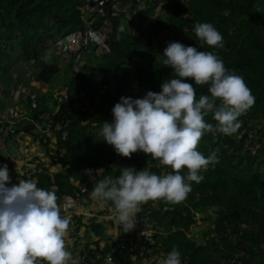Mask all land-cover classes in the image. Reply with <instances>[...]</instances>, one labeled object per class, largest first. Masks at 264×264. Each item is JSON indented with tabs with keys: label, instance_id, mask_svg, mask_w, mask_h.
Instances as JSON below:
<instances>
[{
	"label": "trees",
	"instance_id": "16d2710c",
	"mask_svg": "<svg viewBox=\"0 0 264 264\" xmlns=\"http://www.w3.org/2000/svg\"><path fill=\"white\" fill-rule=\"evenodd\" d=\"M87 1L94 0H0L2 102L17 87L29 89L22 106L33 121L21 124L17 133L36 134L34 121L50 123L54 151L63 152L61 157L52 155L49 139L44 142L38 135L46 158L58 170L50 171L48 165L26 169L18 180L11 176L9 183L35 179L39 186L56 192L59 205L71 198L90 206L93 201L99 204L89 195L95 183L105 175H118V167H146L158 174L173 171L139 150L121 156L102 139L100 129L102 122L112 119L111 109L122 95L139 97L148 90L159 91L162 81L175 75L160 55L168 41L213 50L215 46L193 31L196 21H210L224 36V46L216 52L226 67L244 77L256 100L238 117L241 125L234 133L242 131L239 139L216 128L205 130L197 147L205 155L217 150L219 159L202 170V181L191 182L193 188L185 199L142 203L137 216L148 218L153 240L139 242L164 255L178 247L182 264H264V0H146L144 9L133 0L124 6V13L107 12L94 24V28L104 26V21L110 25L109 51L96 54L92 44L78 49L81 66L75 72L73 60H61V66L60 56L49 50L57 37L83 33L81 7ZM29 78L40 88H31ZM195 87L197 96L208 93V84ZM60 92L67 95L61 102ZM205 119L217 123L211 113ZM88 168L95 174L88 175ZM180 171L187 175L186 168ZM101 207L112 210L110 205ZM210 210L213 213L205 215ZM201 221L209 224L201 228L198 239L191 232ZM86 229L99 238L94 249L85 247L91 264H106V255L109 264H140L149 257L146 252L139 255L142 246L132 249L121 232L117 241L124 242L125 248L114 241L101 248L103 225L91 222Z\"/></svg>",
	"mask_w": 264,
	"mask_h": 264
},
{
	"label": "clouds",
	"instance_id": "9594fccd",
	"mask_svg": "<svg viewBox=\"0 0 264 264\" xmlns=\"http://www.w3.org/2000/svg\"><path fill=\"white\" fill-rule=\"evenodd\" d=\"M135 1L140 9L141 0ZM119 27L123 29L125 26L121 24ZM193 31L201 41L215 46L213 50H202L195 44L179 40L168 41L160 55L162 64L169 66L175 75L165 78L159 91L148 90L139 97L122 95L111 109L112 119L102 122V139L121 156L130 157L139 150L156 158L159 164L174 169L158 174L146 167L122 166L118 167V175H105L95 183L89 195L100 206L110 205L118 222L128 230L135 227L136 214L143 202L156 198L181 201L188 196L193 188L191 182L202 181V170L219 159L217 150L205 155L197 147L205 130L216 128L224 134L236 132L241 125L238 117L256 100L244 77L226 67L215 50L224 46L223 33L210 21H196ZM54 48L50 46L49 51L57 56ZM195 84H208V93L197 96ZM16 90L5 100L6 103L2 102L5 98L0 93V115L13 110L14 114H23L32 120L22 106L26 96L21 98L20 94L19 100H13ZM60 95L61 92L58 98ZM209 113L217 121L215 125L205 119ZM24 122L26 120L19 122L16 133ZM38 123L46 127V124ZM50 129L49 134L37 130L35 135L44 142L49 139V147L55 150L52 125ZM64 136L66 133L62 134ZM32 143L35 144V140ZM39 156L45 157V152L41 151ZM5 160L0 162V264H78V259L66 247L65 236L71 230V217L61 214L56 192L39 186L35 179L9 183L13 174L18 180L29 167L32 169L36 165L34 169H40L42 161H21V166L10 169L9 173ZM182 168L187 169V175L180 171ZM85 172L95 174L91 168ZM74 200L77 203V199ZM77 205L85 213L90 208ZM84 217L82 215L77 224L87 227L92 218L86 224ZM98 239L85 247L95 246ZM181 256L180 249L173 246L158 264H182Z\"/></svg>",
	"mask_w": 264,
	"mask_h": 264
},
{
	"label": "built area",
	"instance_id": "2783aa9c",
	"mask_svg": "<svg viewBox=\"0 0 264 264\" xmlns=\"http://www.w3.org/2000/svg\"><path fill=\"white\" fill-rule=\"evenodd\" d=\"M146 1V0H144ZM124 6H126V3H124V0H101V1H93L88 2L84 7H81V13L83 15L84 20V28L83 33H71L65 35L62 39L58 38L55 42V48L54 50L57 51V54L60 56V62L62 61H69L73 60L75 62L74 64V71H78L80 64L78 63L79 59V53L77 52L78 49H86L89 44H92L95 46V53L96 54H103L109 51V45H108V24L104 21V26H101L100 28H94V24L97 23L101 18L106 17L107 12H112L113 15L121 14L124 11ZM54 47V44H53ZM77 61V63H76ZM15 92L13 96V100H19L21 91ZM67 98V95L65 92H61V95L59 96V100ZM3 115H0V158L3 160V155L5 153V147L8 145V143L13 141V138L17 137L16 128L21 120H26L32 122L30 118L24 116L23 114L16 115L14 114L13 110L4 111ZM34 126L37 130H39L42 133L49 134L50 133V125L46 124V127L42 126L38 122H33ZM65 135V134H64ZM65 137V136H64ZM40 164V163H39ZM36 165H34V168ZM32 168V170L34 169ZM39 168V165L37 166ZM30 169V167L28 168ZM38 170V169H37ZM23 174V173H22ZM21 174V175H22ZM65 200V201H64ZM64 201V202H63ZM94 203L90 205V208H88L87 213H85L82 208L74 209L77 203H75L74 199L71 198H64L60 204L61 208V214L67 215L71 217V223H74V218H80L82 215H85L90 218H96L97 215L95 214L96 208L99 210V212L102 209V207L98 204ZM111 210V209H109ZM109 210L107 212H109ZM93 214V215H92ZM136 224L133 229L130 230L129 234L128 229L126 230V235L124 236V241L127 242L132 249L136 248L138 246H142L140 248V251L138 252L139 255H142L144 252H146L149 257L146 258L147 262L146 264H155L156 260L152 259L156 254L164 256L161 252H156L154 248L148 247L145 245V242H139L141 239L148 241L149 244L152 243L151 238L153 235V229L151 227L150 222H148V218H140L136 214ZM122 230L123 227L121 226ZM125 233V232H124ZM116 246L120 248H125L124 242H116ZM89 248L94 249L95 246L90 245ZM74 256L78 259V264H88L91 260L88 256V253L86 250H80V251H73ZM157 257V256H156ZM154 257V258H156ZM103 261L106 264H109L110 258L108 255L103 257Z\"/></svg>",
	"mask_w": 264,
	"mask_h": 264
},
{
	"label": "rangeland",
	"instance_id": "374dc122",
	"mask_svg": "<svg viewBox=\"0 0 264 264\" xmlns=\"http://www.w3.org/2000/svg\"><path fill=\"white\" fill-rule=\"evenodd\" d=\"M129 1L130 0H124V3L128 2V5H129V3H130ZM146 6H147V4L145 3V1L141 0V2L139 4V8L140 9H144ZM109 28H110V25H108V30H109ZM59 63H60L59 65L62 66L61 62H59ZM63 67L65 69L67 67V64L64 63ZM30 85H31V88L32 87H34L35 89L40 88V85L38 83H36L35 80H32V79H30ZM2 86H3V84L0 83V88ZM12 86L13 85L11 83L8 85L9 91L12 88ZM11 92H13V91L11 90ZM29 92H30L29 89L22 90L21 98H24V96L27 97ZM7 99H9V98H7ZM241 133H242V131H239L238 133H232L231 136L234 137L235 139H239ZM51 136H52V140H53L54 136H53L52 133H51ZM13 140L15 142H11L10 141L8 143V145L6 146L3 160L0 158V162H4V158H5L6 159L5 160L6 163H11L12 166L9 167V169L15 170L21 164V161H19V160L24 159L25 163L26 162L28 163V161H30L29 163H31V162H34L36 160H40V161H42L43 165H45L44 167H46L47 165L51 166L50 171L58 170V165L57 166H55V165L52 166L50 164V161H48V159L46 158V156L45 157L44 156H39V155H41V151H42V153L44 151H43L42 147L38 146L39 144H38L37 141L39 140V138H38L37 135H35L34 133L26 134V133L22 132V133H18V136L16 137V139H13ZM32 140H35V144L32 143ZM51 150H53L51 152V154L54 155V156L61 157L63 155L62 151L57 152V151H54V149H51ZM20 151H22V152H20ZM40 167H42V165H40ZM23 168H25V166ZM14 177H16V176H14V174H13V178ZM211 213H213L212 210H210L205 215H209ZM95 214L97 215V217L96 218H92V221H90V224L92 222V223H96V224H99V225H103L104 230H105V232H104V234H103V236L101 237V240H100V244H99L100 247H104L106 243H112L113 241L117 242V239H118L117 237H118L120 232H121L122 235H126V230L127 229L124 227V225L122 223L118 222V220L116 219V217L113 214L112 210H109V212H105V211L101 210L99 212V210L96 208ZM199 215L200 214L196 215L195 217L198 218V217H200ZM84 220L85 221H87V220L89 221L87 216L84 217ZM208 224H209L208 221H203V222L201 221L200 223L197 222V225H195V227L193 228L191 233L196 238L200 239L201 228L203 229L204 227H207ZM70 225H71V223H70ZM72 226L71 227L69 226V229H71V230L72 229L73 230L76 229L77 231H75V232L81 231L80 232L81 235H84V233H86V228H87L86 225H81V224L78 225L77 221H76V222H74L72 224ZM121 226L123 227V230H121ZM67 234H68V232H67ZM67 234L65 236L66 243H68L67 238L71 239ZM96 239H98L96 236L90 237L89 240H88V243L92 244V243H94V241ZM84 242L87 243L86 240ZM85 243H83V245H85ZM154 257H156V258H154ZM154 257L152 259H155L156 260L155 264H158L159 259L161 257H163V256L156 254ZM91 262L92 261L90 260L88 264H91ZM146 262H147L146 259H142L140 261V264H146Z\"/></svg>",
	"mask_w": 264,
	"mask_h": 264
},
{
	"label": "crops",
	"instance_id": "0c3cea01",
	"mask_svg": "<svg viewBox=\"0 0 264 264\" xmlns=\"http://www.w3.org/2000/svg\"><path fill=\"white\" fill-rule=\"evenodd\" d=\"M20 152H22V151H20ZM19 161H24V159H21ZM7 164H8V167H11L12 166L11 163H7ZM19 166H21V164ZM10 172H11V170L9 169V173ZM78 208H80V207L78 205H76L74 209H78ZM79 220H80V218H76V217L74 218V222L79 221ZM83 222H85L86 224H88V221H85L84 219H83ZM70 226H72V224ZM68 232L71 233V230L70 231L68 230ZM80 232L81 231L75 232V230H74L73 233H71V234L68 233L67 234L71 239L67 238L68 243H66V247L69 248L72 252L73 251H80L81 249L84 250V247L88 243L89 238L90 237H93V233H92V231L90 229H89V232H88L89 234L84 233V235H81ZM85 240L87 241V243L84 242ZM83 243H85V245H83Z\"/></svg>",
	"mask_w": 264,
	"mask_h": 264
},
{
	"label": "bare ground",
	"instance_id": "6f19581e",
	"mask_svg": "<svg viewBox=\"0 0 264 264\" xmlns=\"http://www.w3.org/2000/svg\"><path fill=\"white\" fill-rule=\"evenodd\" d=\"M14 139V138H13Z\"/></svg>",
	"mask_w": 264,
	"mask_h": 264
}]
</instances>
